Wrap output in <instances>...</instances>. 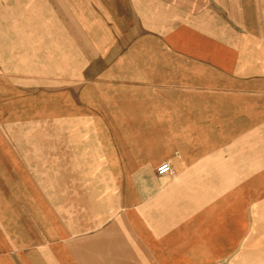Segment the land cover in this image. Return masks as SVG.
I'll list each match as a JSON object with an SVG mask.
<instances>
[{
  "label": "crops",
  "instance_id": "crops-1",
  "mask_svg": "<svg viewBox=\"0 0 264 264\" xmlns=\"http://www.w3.org/2000/svg\"><path fill=\"white\" fill-rule=\"evenodd\" d=\"M24 3L58 64L0 145V264H264V0Z\"/></svg>",
  "mask_w": 264,
  "mask_h": 264
},
{
  "label": "rangeland",
  "instance_id": "rangeland-1",
  "mask_svg": "<svg viewBox=\"0 0 264 264\" xmlns=\"http://www.w3.org/2000/svg\"><path fill=\"white\" fill-rule=\"evenodd\" d=\"M24 2L0 0V145L8 144L9 135L16 136L17 145L40 140L20 137L23 131L40 130L39 99L54 87L51 80L58 64L50 56L55 54L56 43L39 41L40 33L50 35L55 27L35 25L39 23L37 10L31 11L32 26L27 25L30 10H25Z\"/></svg>",
  "mask_w": 264,
  "mask_h": 264
},
{
  "label": "built area",
  "instance_id": "built-area-1",
  "mask_svg": "<svg viewBox=\"0 0 264 264\" xmlns=\"http://www.w3.org/2000/svg\"><path fill=\"white\" fill-rule=\"evenodd\" d=\"M171 170L172 169L169 162H162L157 166L156 173L158 175H164L170 172Z\"/></svg>",
  "mask_w": 264,
  "mask_h": 264
}]
</instances>
